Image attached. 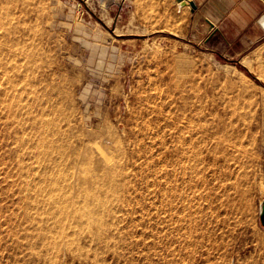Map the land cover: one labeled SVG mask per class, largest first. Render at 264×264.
<instances>
[{
	"label": "rangeland",
	"instance_id": "obj_1",
	"mask_svg": "<svg viewBox=\"0 0 264 264\" xmlns=\"http://www.w3.org/2000/svg\"><path fill=\"white\" fill-rule=\"evenodd\" d=\"M187 21L0 0V264H264V49Z\"/></svg>",
	"mask_w": 264,
	"mask_h": 264
},
{
	"label": "crops",
	"instance_id": "obj_2",
	"mask_svg": "<svg viewBox=\"0 0 264 264\" xmlns=\"http://www.w3.org/2000/svg\"><path fill=\"white\" fill-rule=\"evenodd\" d=\"M176 15L187 17L189 34L192 28L191 6L179 7L177 0H168ZM198 9L219 28L227 41L228 49L220 54L200 41L202 48L211 55H247L256 49H264V28L259 19L264 14V0H193ZM248 53V54H249Z\"/></svg>",
	"mask_w": 264,
	"mask_h": 264
},
{
	"label": "water",
	"instance_id": "obj_3",
	"mask_svg": "<svg viewBox=\"0 0 264 264\" xmlns=\"http://www.w3.org/2000/svg\"><path fill=\"white\" fill-rule=\"evenodd\" d=\"M177 1L180 8L186 4L191 6V11L194 15L190 33L191 37L200 41H204L206 45L210 46L219 53L225 52L228 49L230 43L227 41L221 30L215 27V24L203 15V13L198 9L197 4L193 0ZM101 2L102 4L108 6L114 4V0H101ZM259 23L264 28V14L259 19ZM260 219L262 225L264 226V200L260 212Z\"/></svg>",
	"mask_w": 264,
	"mask_h": 264
},
{
	"label": "bare ground",
	"instance_id": "obj_4",
	"mask_svg": "<svg viewBox=\"0 0 264 264\" xmlns=\"http://www.w3.org/2000/svg\"><path fill=\"white\" fill-rule=\"evenodd\" d=\"M113 185V184H112ZM55 193V192H54ZM63 195V194H62ZM60 198H62V197H60ZM67 199V198H66ZM65 199V200H66ZM64 200V199H63ZM69 200V199H68ZM75 201V200H74ZM56 202H57V200H56ZM66 203V202H65ZM55 204V203H54ZM60 204V203H59ZM58 204V205H59ZM262 204H263V202L261 203V207H260V211H261V209H262ZM73 205V204H72ZM52 206H53V204H52ZM55 207V206H54ZM74 207V206H73ZM73 207H70L71 208V210L73 209ZM62 208V207H61ZM59 209H60V207H59ZM75 209H76V207H75ZM61 210V209H60ZM70 210V211H71ZM74 210V209H73ZM57 211H58V209H57ZM64 211V210H63ZM77 211V210H76ZM68 213H69V211H68ZM53 214V213H52ZM62 215V214H61ZM64 215H66V214H64ZM54 216V215H53ZM77 216H80V212H79V215L77 214ZM85 216V215H84ZM61 217V216H60ZM87 217V216H86ZM82 218V217H81ZM61 220H62V218H61ZM59 221V220H58ZM94 222V221H93ZM60 224H61V222H60Z\"/></svg>",
	"mask_w": 264,
	"mask_h": 264
}]
</instances>
